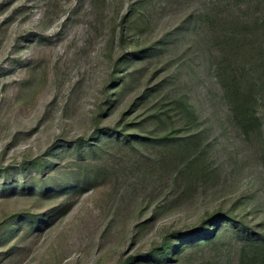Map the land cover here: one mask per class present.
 <instances>
[{
	"label": "rangeland",
	"instance_id": "rangeland-1",
	"mask_svg": "<svg viewBox=\"0 0 264 264\" xmlns=\"http://www.w3.org/2000/svg\"><path fill=\"white\" fill-rule=\"evenodd\" d=\"M207 1L0 0V264H238L242 243L225 224L215 243L181 242L168 258L160 246L219 212L264 232V129L230 117L216 52L193 25ZM179 95L206 129L200 161L93 141ZM77 168L86 186L73 183ZM43 179L47 191L23 187Z\"/></svg>",
	"mask_w": 264,
	"mask_h": 264
},
{
	"label": "trees",
	"instance_id": "trees-1",
	"mask_svg": "<svg viewBox=\"0 0 264 264\" xmlns=\"http://www.w3.org/2000/svg\"><path fill=\"white\" fill-rule=\"evenodd\" d=\"M195 17L194 28L207 35V42L216 52V77L221 84L223 98L230 106L231 119L246 131L261 133L264 120L259 115L258 105L264 104V0H208ZM126 19L127 16H124L122 25ZM120 42L122 46L126 42L123 26ZM130 55L118 66H127L132 61ZM122 80L124 78L120 76L115 82ZM127 116L123 114V126L101 129L93 141H99L102 135L129 144L132 141H147L169 145L173 150L183 151L189 165L200 161L209 146L208 140H204V123L185 95L164 98L133 119H127ZM87 145L91 148L95 146L91 143ZM83 147L80 142L77 150ZM73 176V183L82 186L91 181V177L78 168ZM49 183L44 179L33 184L27 181L23 187L30 191H47ZM56 185L63 188L66 182ZM224 224L234 230L237 241L242 243L238 264H264V232L247 226L231 212L208 215L192 231L174 232L165 238L159 255L167 257L170 250L181 242L190 246L215 243ZM150 256L159 258L155 250Z\"/></svg>",
	"mask_w": 264,
	"mask_h": 264
}]
</instances>
